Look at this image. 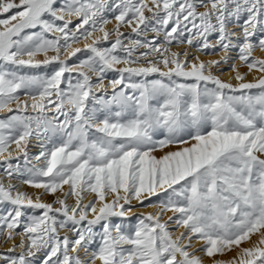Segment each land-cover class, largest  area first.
<instances>
[{"label": "rangeland", "instance_id": "1", "mask_svg": "<svg viewBox=\"0 0 264 264\" xmlns=\"http://www.w3.org/2000/svg\"><path fill=\"white\" fill-rule=\"evenodd\" d=\"M46 1L0 0V155L9 143L34 134L32 123L41 130L43 121L49 136L42 143L49 146L47 152L43 148L24 158L0 159L2 175L9 174L0 184V246L10 230L22 231L26 225L43 231L31 236L46 245L30 253V247L22 253L0 248V253L13 264H87L83 252L59 245L62 240L70 244L75 234L92 248L93 264H198L175 244L160 218L145 211L154 204L170 209L202 239L210 264H264L260 246L254 248L256 254L244 248L254 255L250 263L235 256L219 258L264 229V74L237 84L214 69L195 77L185 67L150 74L123 65L135 59L130 54L137 52L131 50L151 38L156 39L152 44L166 43L163 36L147 37V30L172 33L174 45L197 36L190 44L206 50L215 39L227 42L223 22L254 23L250 38L264 48V0H226L217 15L203 13L202 4H195L210 0H159L166 6L155 10L152 19L141 16L138 0ZM75 13H80L77 20L70 18ZM105 15L124 21L140 16L139 27L125 35L135 41L132 47H125L123 37L97 41L98 49L85 46L65 54V45L97 29ZM58 43L59 54L48 55ZM238 50L247 65L263 67L245 48ZM103 79L118 82L110 95L102 87L98 93L91 90ZM47 92L63 106H73L58 116L60 122L20 98ZM33 153L47 162L39 164ZM17 176L51 197L26 204L14 198L16 193L6 190L9 178ZM124 179L128 194L118 210L109 208L92 218L68 213L74 201L68 189L79 182L94 192L93 200L117 192ZM62 189L64 204L50 209L49 199L55 201ZM59 225L74 233L60 234Z\"/></svg>", "mask_w": 264, "mask_h": 264}, {"label": "bare ground", "instance_id": "2", "mask_svg": "<svg viewBox=\"0 0 264 264\" xmlns=\"http://www.w3.org/2000/svg\"><path fill=\"white\" fill-rule=\"evenodd\" d=\"M138 1L139 3L137 5L141 10L140 14H142L141 16L144 19L147 16L149 17V15L151 16L149 19H152L153 17L152 15L155 14L158 9L166 6V3L162 4V2L159 0H138ZM225 3H226V0H222V2L219 4H215L211 0L208 2L207 1H196L195 2L196 5L202 4L201 8L199 9L201 12L203 13L210 12V14H216L218 10H221L219 6ZM194 8L196 9V6H194ZM254 10L255 9H252V11ZM256 13L255 15H257ZM78 16H80V13L70 14V18H74L73 20H77ZM98 21H102V22L99 23V26L97 27V29H91L89 30L88 34L82 35L81 39L73 40L70 42V45H65L64 49H62V50H65V54L69 52L71 53L75 51L76 49L80 47H85V46L88 47V46L96 45L94 47L98 49L102 46L97 45V41L103 42V41H107L110 39L122 40L123 37H124L123 39L124 43L126 42L125 47H129V46L132 47L135 41L129 38L128 36L125 37V35L126 33L135 31L136 27L137 26L139 27V23L142 22V19L139 16L137 18H130L129 20L124 21L120 19H113L105 15L101 17V19ZM257 22L258 21H256V23ZM223 25H225L224 27L226 31L227 42L223 44V43H220L217 39H215L210 43L211 48L210 49L207 48L206 50L203 49L204 48L203 46L195 48L194 45L190 44L192 40L198 38L197 36L193 37V39H191V37H187L185 40L179 39L180 42L174 45L172 42H170L171 39L169 38L170 37L169 35H171L172 33H169V35L167 34L165 35V34H161L159 30H153V32H150L147 30L145 31L147 37L152 36V35H157L160 37L163 36V39L166 41V43H161L162 42L161 41L160 43L152 44L151 42L153 41L155 42L156 39L151 38L149 44L142 43V45L137 47V50H131L133 52H137L136 54L132 52L130 54V55L135 56V59H129L128 61L123 62V65L124 66L132 65L138 71L145 70V71H149L150 74H152L153 72H157V71H161L162 73L173 72L176 69V67H180V68L185 67V69L191 75H194L195 77L208 74L210 70L214 69L215 72H217L219 76L227 80H231L232 82H236L237 84L242 82L243 80H248V79L251 80V79H255L257 76H260V75L262 76L264 74V48L260 47V45H258V43L254 39L250 38L251 33H249L252 30H254L252 29V27L255 24L253 23V25L247 26L244 24L239 25L238 23H234V24L226 23L225 24L223 22ZM258 28L263 29V26L260 27L259 25ZM121 31H122L121 33L122 35L121 34L119 35ZM216 32H218V30H216ZM239 39H243V41L239 42ZM262 40H264V34L262 36ZM61 46L62 45L58 43V45L53 47V49L50 51L48 55H52L53 57H55L57 54H59L58 52H60L59 50ZM238 48H241V49L245 48L248 54L253 56L255 62L262 63L263 67L254 68V66L252 67L250 65H247L245 61L243 60V57L240 56L241 54ZM146 49L148 51L151 50L152 52H143V50H146ZM192 49L194 50L191 53L190 51ZM18 56H20V58H25V57L29 58V55L18 54ZM46 57L47 55L44 56V58ZM110 62H111V59H110ZM91 75L92 77L94 75L93 78H96L97 73L94 71H91L90 76ZM117 83H118L117 81L111 82L107 79H103L101 80L100 84L93 83L91 85L92 87L91 90L97 91L96 93H98L99 88L102 87L101 89H104L106 93L110 95L111 92L113 91V88L117 85ZM51 97H53V95L47 92V93H41L35 97L24 94L20 98L24 99V103L26 104L32 103L31 104L32 108L36 112L43 111L44 113H50L51 118H57L58 122H60V119H58V116L60 117V115H63L65 110L66 111L70 110V108H72L73 106L71 105L63 106L61 104V101L54 99V98L51 99ZM20 98L18 97V99ZM14 104L15 103L9 104L7 108L13 107ZM57 109L61 113L60 112L58 113L56 111ZM56 112L58 113V115L56 114ZM40 123H41L40 124L41 130H37L38 128L35 127L34 123H32L31 127H33L32 129L34 131V134H28V133L24 134L22 137L18 139L17 142L9 143L6 147L5 152L2 153V155H0V159L1 158L9 159V158H14V157L24 158V156H26L28 152L36 151L37 153L38 151H41L43 148H45L46 151L44 150L42 151L47 152L49 150L48 149L49 146H47L46 144H42V143H44V141H47L49 139L48 132H47L48 129H46L45 127L46 124L43 121H40ZM37 147H41V149L40 148L36 149ZM32 157H35L36 161L41 160L38 162L39 164H43L47 160V158H43V157L41 158V156L38 157L34 153L32 154ZM8 162L11 163L12 161L10 162V160H8ZM11 166H14V164ZM1 175H2V170H0V178H1L0 184L3 182L2 177L7 176L9 174H4L2 176ZM12 180H13L12 178H9L8 180L9 183L7 185H11V186L6 191H10L11 192L10 194L12 196H13V192H15L16 195L14 198H22L23 203L25 202V204L26 202L27 203L28 202L37 203L38 201L43 202L44 199H48L51 197L47 195V193H45L40 188H36L26 183L25 180L21 176H17V178H15L14 181L16 182L18 181L16 185H13L14 181ZM128 184L126 180L124 179L120 183V186L118 187L117 192L109 191L104 196H101V194L100 196L96 195L93 200H92L93 198L92 195L94 192L91 193L90 191H87L83 187L82 181L79 182L74 188H71V189L66 188V190L67 189L70 190L69 193L67 191L66 192L70 195L72 194V197L71 196L69 197L70 201L71 199L74 198L73 199L74 201L71 204L73 205V208L68 210L69 211L68 213L76 217L86 216V217L92 218V217H97L98 214H100L102 211H106V209H109V208L111 209V211L118 210L119 206L121 205L120 201L122 202L123 199L128 194V193L127 194L125 193L127 192L126 190L129 187ZM17 186L19 188H17ZM21 187H23V191L19 192ZM62 190L61 192L56 193L57 199L55 201H52L49 199L48 204H49L50 209L58 210L60 208V205L64 204L62 202L65 201V199L63 198V194L65 193V191L63 190L62 192ZM150 190L154 191L152 189ZM113 197H114L115 202L113 201L114 203L112 205H110L109 203L110 205L109 206L107 202H111L113 200ZM130 198L132 199V197ZM79 203L82 204V207L79 205L80 209H75V206L78 205ZM87 204H89L90 209H85V207L88 206ZM169 210H167V208L166 210H161L159 208V205L157 206L154 204L149 205L145 209V211L149 212L152 215V217L160 218L159 222L161 224L163 223L164 225H166L167 233L172 237L174 242L177 241L181 245V247H183L184 252H186L187 254H191L190 257L194 258L197 261L196 263L210 264V260L212 258L210 259L208 257L209 255L205 251L206 249L204 250V245H203V242L201 241L202 239L201 238L198 239L197 237L195 238L192 233L193 231L190 228H188V226H186L185 224H181L177 218L178 216L173 217L171 215L172 214L171 211ZM172 212H174V210ZM1 221H2V216L0 214V222ZM45 226L46 225H43V227ZM36 231H38V233L43 232L29 225H26L25 229L22 231L13 232L12 230H10L9 236H7L5 240L1 241V244H2L0 246L1 250L6 252L7 250L11 249L16 252L22 253V251L25 250V248L30 247V248H27L29 249V253H30L36 248L44 247L46 245L45 243L37 242L36 239L33 238V236H31V232H36ZM58 232H60V234L67 233V232L74 233V230L65 229L59 225ZM115 232H113V235L115 234ZM120 235L121 233L118 234L117 237H120ZM72 236L73 238L70 240V244H68L66 240H62L61 242L59 241L60 242L59 245L61 247L67 248L68 251H71V252L80 250L81 253L83 252V256H85L84 259H87V258L89 259V261H87V264L95 263L96 258L94 256L93 250L90 247V245H88L87 242L85 244H82L80 242V239L75 234ZM261 238H264V229L259 230L257 234L252 235L250 239L244 241L243 246L237 247L232 253H230L231 252L230 251L229 252L230 254L219 255V258L228 259L231 256H235L236 258H239L241 261L244 260L245 262L250 263L254 255L252 253L248 254L247 252H244V248L250 249L252 251V249H254L256 246H260V247H263L264 249V242L261 241ZM177 242H175V244H177ZM260 250L262 249L260 248ZM254 253H255V249H254ZM212 257L214 258V256ZM0 264H13V261L10 260L4 253H0ZM35 264H38V263H35Z\"/></svg>", "mask_w": 264, "mask_h": 264}]
</instances>
